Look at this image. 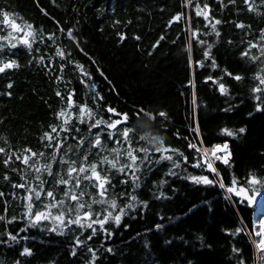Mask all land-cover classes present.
Returning <instances> with one entry per match:
<instances>
[{
	"label": "trees",
	"instance_id": "obj_1",
	"mask_svg": "<svg viewBox=\"0 0 264 264\" xmlns=\"http://www.w3.org/2000/svg\"><path fill=\"white\" fill-rule=\"evenodd\" d=\"M250 2L256 11H247L243 0H236L235 6L224 0L227 5L224 8L220 7L219 0H192L188 7H184L183 0H0V8L15 14L10 18L20 24L31 23L39 32L29 51L19 42L24 32L12 31L2 23L0 16V36H7L11 31L9 40L17 44L14 49L6 48L4 55L17 59L21 66L10 70L8 76L0 75V92L7 91L5 85L9 79L13 82L12 96L0 95V136L6 137L13 147H40L39 136L50 123H55L53 112L60 107L61 101L55 96L57 85L53 74L35 61H29L43 55L46 57L44 63L53 58L55 67L61 62L55 56L59 46L71 53L69 59L73 63L67 64L64 77L71 81L67 87L76 90L74 99L83 100L88 92L85 84L80 83L82 74L76 69L78 63L92 74L91 82L96 83V91L105 97L100 101L102 106H112L130 116L143 108L155 116L154 120L142 117L143 128L134 117L131 123L137 124V135L147 132L151 136H161L165 144L184 152L189 158L188 163L182 165L187 173L214 178L206 168L191 166L198 153L186 144L189 140L198 142L190 128L198 120L203 147L229 144L230 166L221 161H215L214 165L226 185L233 176L238 185L244 184L250 173L264 178V111H255L257 101L250 92V88L258 83L253 74L264 75V58L251 62L247 57H241L246 47L241 41L257 39L259 30L264 28V0ZM196 3L201 6L208 3L212 9L210 16L223 21L217 26L221 33L219 37L211 33L210 27L205 28L203 17L195 15ZM178 12L185 16L190 14L191 27L200 29L199 39L213 45L211 55L217 67H212L211 59L204 60L203 67L194 63L203 59L205 46L182 31L186 27L184 17L173 22L171 27L167 26L168 20ZM241 21L251 28H236L233 22ZM69 30L76 40L68 37ZM53 33L55 44L48 38ZM161 35L165 39L153 49L152 45ZM135 36L141 39L136 40ZM188 39L192 41V66H189L186 51ZM8 43V40H0V44ZM251 52L257 53V49H251ZM224 69L244 79L236 81L226 75ZM208 76L223 77L229 94L221 95L218 84L206 81ZM190 80L194 81L195 88ZM60 90L65 91L63 86ZM193 91L199 106L195 110V119ZM88 103L93 102L89 99ZM161 111L167 114L166 118L158 115ZM101 115L105 119L116 118L103 110ZM240 127H245L246 131L235 137L221 131L224 128L235 131ZM0 146H3V140H0ZM170 167L169 161L155 165L137 189L141 199L149 201L147 209L124 216L120 227H114V235L107 240L97 235L89 242L93 247L103 244L114 249L112 254L105 253L99 264H236L233 247L242 249L246 264H260L259 258L264 253H259L252 243L255 239L254 213L244 205L226 200V190L218 185H197L183 179L186 173L180 169H176L178 176H165ZM160 179L168 180L162 189L167 199L155 198ZM0 190H10L2 180ZM239 199L232 194V201ZM13 209L17 214L21 211L13 203L9 216L14 214ZM125 224L128 225L126 228ZM156 224H162L163 228L156 230ZM23 226L20 222L8 227L15 232ZM237 227H244L246 231L231 235L230 231ZM3 230L4 225L0 224V231ZM248 232L252 233L251 239ZM20 236L29 239L12 246L0 244V264H14L16 260L21 264H85L88 259L82 251L75 257L70 255V235L41 233L39 229L31 228L21 232ZM24 246L33 248L32 256H20Z\"/></svg>",
	"mask_w": 264,
	"mask_h": 264
},
{
	"label": "snow or ice",
	"instance_id": "obj_2",
	"mask_svg": "<svg viewBox=\"0 0 264 264\" xmlns=\"http://www.w3.org/2000/svg\"><path fill=\"white\" fill-rule=\"evenodd\" d=\"M54 2V0H53ZM227 3L235 6L236 0H227ZM247 6L246 10L256 11L250 0H243ZM192 4V0H183L184 7ZM221 8L227 7L224 0H219ZM43 11V10H42ZM212 9L208 3L203 6L200 3L195 5V15L203 17L205 28L211 29V33L216 37L221 35L217 26L223 21L210 16ZM15 14L8 10L0 8L2 23L12 31L24 32L19 37V42L27 46L29 51L32 50L33 42L39 35L38 30L33 29L31 23H17L15 18H10ZM184 17L186 27L182 29L191 37L197 39L204 47L202 60L194 63L203 67V61L211 59L212 67H217L215 58L211 55L213 45L203 39H199L200 29L191 27V15L185 16V13L178 12L174 14L167 22L171 27L173 22H178ZM236 28H251V25H245L241 22H233ZM63 31V29H61ZM204 35H209L204 32ZM250 35L251 33H246ZM54 33L49 35V39L55 44L53 39ZM12 36L10 31L7 36H0V40H8L7 45L0 44V75L8 76L9 71L19 69L21 66L17 59L5 56V49H14L16 43H12L9 37ZM68 37L76 40L71 30L68 31ZM140 40V36L134 37ZM179 38V37H177ZM41 39H43L41 37ZM124 36L121 35V40ZM161 35L152 48L155 49L162 40ZM175 43V41H173ZM229 44L232 41H228ZM246 44L245 50L241 52V57H247L251 62H257L264 58V28L259 30V35L255 40L241 41ZM79 46V45H77ZM257 49V53H252L251 49ZM192 41L188 39L186 51L189 53V66H192L191 56ZM39 52V49H36ZM82 51V49H81ZM151 54V53H149ZM55 56L60 58V63L54 67L53 58H48L49 62L44 63L46 57L43 55L34 56L32 63L35 61L42 68L47 69L53 74L54 81L57 85L55 96L60 98V107L53 112L55 123H50L47 130L42 131L39 136L40 147H13L6 137L0 136L3 140V146H0V180L10 189L9 191L0 190V224L4 225V230L0 231V244L12 246L20 243L21 240H28V236H20L21 232H27L31 228L39 229L41 233H56L57 235H70L72 237L70 246V255L75 257L78 252H86L88 259L85 264H99L104 254H112L114 249L111 246L105 247L101 244L99 247L90 246L89 242L93 241L97 235H102L105 240L114 235L112 229L118 228L124 216L132 212L147 209L149 201L141 199L137 194V189L144 183V178L153 172L154 166L159 165L162 161L171 162V167L164 174L165 176H178L176 169L184 171L186 175L183 179L189 180L197 185L207 186L218 185L225 189V199L232 203L244 205L253 213L257 207L264 213V178H259L250 173L244 184L237 183L233 176L230 184L224 183V178L220 171L215 167V161H221L224 165L230 166L231 152L228 150V144H215L211 147H203V137L200 132L198 120L195 126L190 125L191 130L198 138V142L188 141L187 148L194 149L198 153L193 168H206L210 175H194L187 173L183 164L188 163V156L177 148L167 145L161 136H151L147 132L144 135H137L136 126L144 125L141 123L142 117H148L154 120L155 116L143 109H137L132 116L127 112H118L116 108L108 105H101L105 97L96 91V83L92 81V74L85 70L83 65L76 64V69L81 72L80 83L85 84L88 92L84 94L83 100L74 99L76 96L75 88H68L71 81H66L64 70L68 63H73L69 59L70 52H65L59 46L56 47ZM58 68V71L56 70ZM99 70V69H98ZM226 75L236 81L244 79L243 76L223 70ZM264 71V69H262ZM104 74L101 72V76ZM87 78V79H85ZM105 79H107L105 77ZM206 81L210 80L218 84V91L221 95H228V86L222 82L223 77L214 78L208 76ZM253 79L258 83L250 88L253 99L257 101L255 111H264V75L260 72L253 74ZM195 88L193 80L189 81ZM61 86L65 89L62 93ZM7 91L0 92V95L12 96L13 82L5 85ZM92 100V104L88 100ZM193 116L195 119V110L199 106L195 92L192 94ZM51 108V105H49ZM114 115L112 119L109 116L105 119L101 111ZM229 109H225L228 111ZM158 115L166 118L167 114L163 111ZM252 116V113H249ZM133 117L137 124H132ZM230 137L243 134L245 127H240L235 131L224 128L221 130ZM177 136L179 134L177 133ZM187 140V138H184ZM223 152L224 155H218ZM158 154V155H157ZM15 177V179H13ZM168 184L167 179H160L156 185L157 193H154L156 199H167V194L162 190L163 186ZM119 185V188H118ZM173 192L175 189H171ZM232 194L239 197V201H232ZM15 203L16 207L21 209L17 214L15 209L11 216L8 215L9 208ZM195 207V206H194ZM23 222V227L13 232L9 230L10 225ZM128 225L125 224L126 228ZM162 224H156L155 229L161 230ZM228 231V230H226ZM244 227H237L230 231L235 236L238 233L245 232ZM251 239L252 233L248 232ZM259 240L252 239L259 253H264V221L260 224V230L254 233ZM199 239H203L199 237ZM170 243V241H165ZM103 248V252H101ZM232 251L236 254V264H246L243 257L242 249L233 247ZM33 255V248L24 246L20 256L27 257ZM264 261V256L259 258ZM14 264H21L16 260ZM255 264V262H254Z\"/></svg>",
	"mask_w": 264,
	"mask_h": 264
},
{
	"label": "bare ground",
	"instance_id": "obj_3",
	"mask_svg": "<svg viewBox=\"0 0 264 264\" xmlns=\"http://www.w3.org/2000/svg\"><path fill=\"white\" fill-rule=\"evenodd\" d=\"M262 221H264V213H261L259 211L257 218H256V224H257V230H260V224L262 223Z\"/></svg>",
	"mask_w": 264,
	"mask_h": 264
},
{
	"label": "water",
	"instance_id": "obj_4",
	"mask_svg": "<svg viewBox=\"0 0 264 264\" xmlns=\"http://www.w3.org/2000/svg\"><path fill=\"white\" fill-rule=\"evenodd\" d=\"M258 213H259V207H257V210H256V212L254 213V219H253V221H254V232L257 231L256 218H257Z\"/></svg>",
	"mask_w": 264,
	"mask_h": 264
},
{
	"label": "rangeland",
	"instance_id": "obj_5",
	"mask_svg": "<svg viewBox=\"0 0 264 264\" xmlns=\"http://www.w3.org/2000/svg\"><path fill=\"white\" fill-rule=\"evenodd\" d=\"M258 231V230H257ZM255 238V240H259L260 238L259 237H254ZM260 264H264V261H260Z\"/></svg>",
	"mask_w": 264,
	"mask_h": 264
},
{
	"label": "built area",
	"instance_id": "obj_6",
	"mask_svg": "<svg viewBox=\"0 0 264 264\" xmlns=\"http://www.w3.org/2000/svg\"><path fill=\"white\" fill-rule=\"evenodd\" d=\"M228 144V143H227ZM228 148H229V144H228ZM221 153H223V152H221ZM224 154V153H223Z\"/></svg>",
	"mask_w": 264,
	"mask_h": 264
}]
</instances>
